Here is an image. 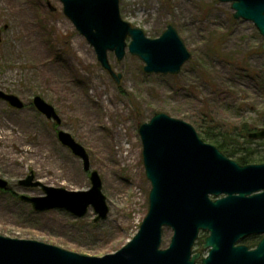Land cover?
Wrapping results in <instances>:
<instances>
[{
    "label": "rangeland",
    "instance_id": "1",
    "mask_svg": "<svg viewBox=\"0 0 264 264\" xmlns=\"http://www.w3.org/2000/svg\"><path fill=\"white\" fill-rule=\"evenodd\" d=\"M119 14L149 39L171 25L190 61L178 75H148L137 57L126 52L118 62L109 53L121 75L116 84L65 17L60 0H0V90L25 105L18 110L0 101V178L8 183L0 191V236L89 257L114 254L136 235L148 210L142 124L165 114L192 126L207 144L200 130L207 122L223 132L264 128L263 39L250 22L233 19L230 4L119 0ZM37 96L55 109L59 127L34 109ZM58 131L87 152L109 207L105 220L93 223L92 210L81 219L62 210L36 213L18 199L43 195L40 188L19 185L30 173L47 187L90 188L89 172L60 144ZM249 140L248 147L264 146ZM172 235L163 229L161 249ZM200 244L193 252L203 254Z\"/></svg>",
    "mask_w": 264,
    "mask_h": 264
},
{
    "label": "water",
    "instance_id": "2",
    "mask_svg": "<svg viewBox=\"0 0 264 264\" xmlns=\"http://www.w3.org/2000/svg\"><path fill=\"white\" fill-rule=\"evenodd\" d=\"M64 15L95 51L101 68L119 84L121 75L111 68L108 53L121 61L126 51L143 64V72L177 75L191 55L176 30L168 25L156 39L124 22L119 0H60ZM230 4L233 19L250 22L263 39L264 0H218ZM129 38V43L126 42ZM0 100L22 110L24 103L0 90ZM33 107L47 120L61 124L55 109L40 97ZM142 145L145 178L150 184L148 211L137 234L119 251L103 257H89L37 241L0 236V264H196L192 255L199 232H208L200 264H264V165L240 167L216 147L205 143L189 124L155 114L138 131ZM58 141L90 170L89 156L70 134L59 131ZM249 139L263 140L264 129ZM86 191H67L34 182L33 173L19 182L25 188L40 187L43 196H20L36 213L64 210L83 218L89 208L94 222L109 214L97 172L89 175ZM8 183L0 178V190ZM250 196L251 194H253ZM223 198L212 201L211 196ZM250 196V197H248ZM163 228L173 232L169 246L161 249ZM263 235L255 249L235 246L242 238Z\"/></svg>",
    "mask_w": 264,
    "mask_h": 264
},
{
    "label": "trees",
    "instance_id": "3",
    "mask_svg": "<svg viewBox=\"0 0 264 264\" xmlns=\"http://www.w3.org/2000/svg\"><path fill=\"white\" fill-rule=\"evenodd\" d=\"M204 125H206L205 129L201 128L200 130L205 141L213 144L227 157L236 158L241 163L249 162L250 151L241 150V147L248 146V144L252 143L246 138L247 134L252 131L246 125H243L240 131L233 128L231 131L226 132H223L218 126L210 122ZM239 138L246 140V143L239 142ZM261 143L263 144L264 141H261Z\"/></svg>",
    "mask_w": 264,
    "mask_h": 264
},
{
    "label": "flooded vegetation",
    "instance_id": "4",
    "mask_svg": "<svg viewBox=\"0 0 264 264\" xmlns=\"http://www.w3.org/2000/svg\"><path fill=\"white\" fill-rule=\"evenodd\" d=\"M241 150L250 151V159H248L249 162L247 163H241L237 161L236 158L227 157L229 159H232L239 165L240 167L244 166H261L264 165V146H255V147H241ZM254 195L251 194L250 196ZM248 196V197H250ZM224 196H221L219 198H223ZM212 200H216L217 198L211 197ZM209 235L208 232L201 233V238L203 240V244L205 241V238ZM263 235H250L242 238L239 240L235 245L236 246H246L249 249H253L257 246L258 242L262 239Z\"/></svg>",
    "mask_w": 264,
    "mask_h": 264
}]
</instances>
